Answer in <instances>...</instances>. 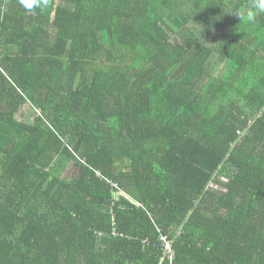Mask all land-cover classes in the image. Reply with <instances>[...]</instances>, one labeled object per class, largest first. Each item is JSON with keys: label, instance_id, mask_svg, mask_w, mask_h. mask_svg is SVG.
<instances>
[{"label": "trees", "instance_id": "16d2710c", "mask_svg": "<svg viewBox=\"0 0 264 264\" xmlns=\"http://www.w3.org/2000/svg\"><path fill=\"white\" fill-rule=\"evenodd\" d=\"M250 2L0 0V264H264Z\"/></svg>", "mask_w": 264, "mask_h": 264}, {"label": "clouds", "instance_id": "9594fccd", "mask_svg": "<svg viewBox=\"0 0 264 264\" xmlns=\"http://www.w3.org/2000/svg\"><path fill=\"white\" fill-rule=\"evenodd\" d=\"M18 2L21 7L28 11H31L34 8H41L43 10L49 6V0H18ZM253 10L264 13V0H251L247 8H237L231 12L242 20L245 16L251 19Z\"/></svg>", "mask_w": 264, "mask_h": 264}, {"label": "rangeland", "instance_id": "374dc122", "mask_svg": "<svg viewBox=\"0 0 264 264\" xmlns=\"http://www.w3.org/2000/svg\"><path fill=\"white\" fill-rule=\"evenodd\" d=\"M223 68H224V65L217 66L214 69L212 75L218 76L220 74V72L223 70ZM40 115H41V112L39 110L34 109L32 104L27 103L25 106H23V108L21 109V112L19 113L17 118H18V120H20V121H22L24 123L33 124L34 121L38 117H40ZM66 175H68L69 177L73 176L72 172H67V170L64 173V176H66Z\"/></svg>", "mask_w": 264, "mask_h": 264}, {"label": "built area", "instance_id": "2783aa9c", "mask_svg": "<svg viewBox=\"0 0 264 264\" xmlns=\"http://www.w3.org/2000/svg\"><path fill=\"white\" fill-rule=\"evenodd\" d=\"M165 249H166V251H167V253L169 254V257H170V255H172V248H171L170 244L167 243L165 245Z\"/></svg>", "mask_w": 264, "mask_h": 264}]
</instances>
